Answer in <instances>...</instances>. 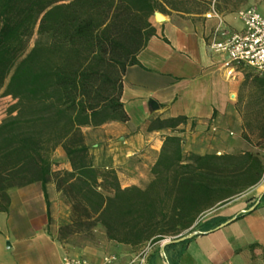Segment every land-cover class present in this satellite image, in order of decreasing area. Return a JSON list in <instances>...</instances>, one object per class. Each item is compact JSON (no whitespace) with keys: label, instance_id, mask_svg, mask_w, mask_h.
<instances>
[{"label":"trees","instance_id":"obj_1","mask_svg":"<svg viewBox=\"0 0 264 264\" xmlns=\"http://www.w3.org/2000/svg\"><path fill=\"white\" fill-rule=\"evenodd\" d=\"M248 0H0V91L12 98L0 120V211L8 191L53 183L70 204V222L59 240L86 237L100 226L109 241L140 251L192 230L207 232L227 218L213 214L258 183L263 173L257 150L185 153L181 138L164 137L151 180L122 187L115 170L96 164L83 128L125 122L121 100L126 68L155 33L149 22L163 3H192L200 12H236ZM33 40L32 45L30 42ZM264 86V76L255 78ZM184 118L174 120V125ZM259 148L264 145L261 125ZM69 169H54V152Z\"/></svg>","mask_w":264,"mask_h":264},{"label":"crops","instance_id":"obj_2","mask_svg":"<svg viewBox=\"0 0 264 264\" xmlns=\"http://www.w3.org/2000/svg\"><path fill=\"white\" fill-rule=\"evenodd\" d=\"M163 6V12L155 11L163 20L149 17L155 33L137 54L139 64L128 66L123 76L121 100L128 120L99 126L107 133L110 129L116 143L106 150L109 162L94 161L113 168L122 187H143L151 180L167 135L180 137L185 153L248 150L235 149L238 142L232 136V129L241 125L233 100L237 84L226 75L224 55L209 47L217 18L206 17L209 10L200 12L192 3L177 9ZM255 6L264 18V0ZM222 19L231 29L242 26H237L235 13ZM181 117L184 121L174 125ZM257 151L264 165V145ZM53 188L52 182L47 184L46 196L39 182L8 191V208L0 211V264H62L66 254L96 264L106 255L115 256L109 264H138V251L106 238L85 245L61 242L58 226L51 224ZM241 195L213 213L229 222L176 246L174 251L180 252L172 264H264V166L260 181ZM166 241L153 245L143 264H171Z\"/></svg>","mask_w":264,"mask_h":264},{"label":"rangeland","instance_id":"obj_3","mask_svg":"<svg viewBox=\"0 0 264 264\" xmlns=\"http://www.w3.org/2000/svg\"><path fill=\"white\" fill-rule=\"evenodd\" d=\"M259 0H248L245 5L255 6ZM197 8V7H196ZM235 13L236 12H231ZM229 14V13H228ZM237 26H241L240 20H235ZM33 40L30 42L32 45ZM264 76L250 70L244 71L238 75L233 81L237 84L236 92H233V100L235 110L240 117L241 125L232 129L233 140H237L235 149H248L257 150L261 146L259 137L261 135V125L264 124V86H260L255 78ZM13 103V100L8 95H3L0 91V120L5 117L7 108ZM85 134L87 144L90 146V152L94 158H97L98 163L109 162L111 155L107 154L109 147L116 143L115 137L109 132L105 131V128H90L85 127L82 129ZM110 156V157H109ZM54 169L62 170L66 169L67 161L61 149L54 152ZM127 171V170H126ZM245 195H239L234 199L244 198ZM51 197V224L52 227L58 226L57 236L59 238V228L70 222L71 208L66 198L60 191L50 189ZM213 210L212 212H215ZM188 235V233L186 234ZM101 238H106L103 229L98 225L91 229L90 234L86 237L84 234H71L67 237L66 241L70 245H85L89 243H95ZM168 240V239H166ZM165 240V241H166ZM155 245V244H154Z\"/></svg>","mask_w":264,"mask_h":264},{"label":"built area","instance_id":"obj_4","mask_svg":"<svg viewBox=\"0 0 264 264\" xmlns=\"http://www.w3.org/2000/svg\"><path fill=\"white\" fill-rule=\"evenodd\" d=\"M236 15L242 23L241 28H229L222 16L213 7L206 17L214 16L217 23L213 28L209 42L210 49L224 55L223 66L227 77L235 79L244 71L264 75V18L254 6L239 8ZM151 246L146 245L138 253V264H143ZM114 255L103 257L102 264H109ZM62 264H96L81 256L64 255Z\"/></svg>","mask_w":264,"mask_h":264},{"label":"water","instance_id":"obj_5","mask_svg":"<svg viewBox=\"0 0 264 264\" xmlns=\"http://www.w3.org/2000/svg\"><path fill=\"white\" fill-rule=\"evenodd\" d=\"M154 15H155L157 21H161V20L164 19V17H163L159 12H155ZM233 218H234V217H232L231 219H233ZM229 220H230V219H229ZM229 220H227V221L221 223L218 227H221V226L225 225L226 223L229 222ZM198 233H201V232H199V231L191 232V233L188 234V235L181 236V237L177 238L175 241H176V242H178V241H184L185 239H189V238L195 236V235L198 234ZM166 242H169V241H166ZM166 242H164V243H166Z\"/></svg>","mask_w":264,"mask_h":264}]
</instances>
